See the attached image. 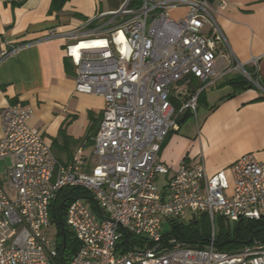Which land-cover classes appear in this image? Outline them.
Returning a JSON list of instances; mask_svg holds the SVG:
<instances>
[{"label": "built area", "instance_id": "1", "mask_svg": "<svg viewBox=\"0 0 264 264\" xmlns=\"http://www.w3.org/2000/svg\"><path fill=\"white\" fill-rule=\"evenodd\" d=\"M212 12L205 0H123L119 10L87 21L95 27L68 35L75 42L67 48L75 92L104 101L88 171L83 146L71 164H59L40 130L28 124L30 108L16 103L2 110L0 161L10 166L0 178V264H264V245L219 251L213 229L216 218H264V162L248 154L208 175L203 163L171 173L160 161L178 116L196 114L205 87L235 73L252 81L225 53ZM81 42L89 48L73 55ZM250 64L256 68L257 59ZM173 100L181 101L178 111ZM75 187L89 199L65 207V226L78 247L62 262V239L49 233L55 228L50 206L59 191ZM200 214L212 229L203 248L165 234L170 223Z\"/></svg>", "mask_w": 264, "mask_h": 264}, {"label": "crops", "instance_id": "2", "mask_svg": "<svg viewBox=\"0 0 264 264\" xmlns=\"http://www.w3.org/2000/svg\"><path fill=\"white\" fill-rule=\"evenodd\" d=\"M52 1L0 0V55L18 48L0 60V139L2 110L21 103L32 110L28 124L40 130L59 164H71L83 146L82 169L86 170L94 160L93 138L104 101L75 92V68L67 52L74 40L68 35L88 30V20L119 10L123 0H67L59 12H51ZM209 4L228 47L225 53L249 68L264 86V0H212ZM252 58L257 59L256 68L250 64ZM263 97L260 89H232L220 96L195 132L183 134L180 126L168 134L160 161L171 173L181 164L203 163L208 175L226 170L248 154L264 162ZM84 113L86 123L79 120ZM9 166L10 162L4 163L0 178Z\"/></svg>", "mask_w": 264, "mask_h": 264}, {"label": "trees", "instance_id": "3", "mask_svg": "<svg viewBox=\"0 0 264 264\" xmlns=\"http://www.w3.org/2000/svg\"><path fill=\"white\" fill-rule=\"evenodd\" d=\"M66 1L67 0H53L50 8L51 12H59ZM205 1L211 3L212 0ZM93 27H95V24L93 25L91 23V25H89V28ZM250 77L253 82L258 81L261 84L262 88H264L263 84L256 78L253 72H250ZM252 81L248 80L241 74L235 73L225 78L221 85L228 86L231 89L238 91L249 89L255 90L257 88ZM203 96V92H201L198 96L196 113L198 110V104L205 102ZM227 97L230 96L228 95ZM188 116H196V114L188 110L183 111L177 118L178 128L181 126L183 120ZM76 198L89 199V196L84 189L79 187L64 188L56 194V197L50 206V219L51 222L55 224L57 237L59 239H62L61 230L64 231L65 235V249L62 262L69 260L74 255L78 247L77 242L73 239V237L66 229L64 220L66 209L65 207H67L68 203ZM218 223L220 229L218 233H215V241L216 248L219 251H237L245 245H251L255 242L264 245V218L260 219L259 221L240 220L236 223H229L222 218H219ZM210 228L211 227L208 216L206 214H200L198 216L193 215L182 223H170L167 228L169 231L165 234L168 237L172 236L177 238L182 243L200 241L198 244H188L195 248H203L207 244V241L211 236ZM251 236L252 240H250V242L247 244L246 242L248 241V239H250ZM124 241L127 246H130L129 243H132L129 242L128 238L124 239Z\"/></svg>", "mask_w": 264, "mask_h": 264}, {"label": "rangeland", "instance_id": "4", "mask_svg": "<svg viewBox=\"0 0 264 264\" xmlns=\"http://www.w3.org/2000/svg\"><path fill=\"white\" fill-rule=\"evenodd\" d=\"M72 43H75V42H72ZM245 69L248 71L247 73L250 75L251 70L247 67H245ZM222 82L223 81H219L217 84H215L211 87H205L204 88L203 95L207 97L205 102L198 104V110H197L196 116H188L187 118H185L183 120V122L181 124V129H180L181 133L188 134V133H192L193 131L195 132L197 127H199L201 125L202 118L209 111V108H211V105H213L220 96L228 94L232 91V89H230L229 87L220 85ZM192 83L196 87V89L199 90L201 88L200 85L198 84L197 80H193ZM176 102H177V104H176L175 108L178 111V109L181 108L182 104H181V101L177 100ZM79 118H80L79 120H85V123L87 122V120H89L86 113L81 114ZM86 151L89 153L90 145L87 147ZM9 162L10 161L8 159H6L4 163H5V165H8ZM4 163L0 161V174L5 169ZM92 164H95L93 159H92ZM91 166H92L91 164H90V166H88L89 168H87V171L91 168ZM158 187L159 188L163 187V182L161 179H159ZM195 216H198V215H195ZM213 229L215 230V233H218V231L220 229L219 223H218V218L215 219V228H213ZM49 233L53 237H55L57 235L55 228H50ZM211 233H212V229H211Z\"/></svg>", "mask_w": 264, "mask_h": 264}, {"label": "bare ground", "instance_id": "5", "mask_svg": "<svg viewBox=\"0 0 264 264\" xmlns=\"http://www.w3.org/2000/svg\"><path fill=\"white\" fill-rule=\"evenodd\" d=\"M93 44H99V43L94 42ZM89 45H90V43H86V42H81L80 44L76 43L74 45V47L72 48L73 55H77L78 51H80V50L88 49Z\"/></svg>", "mask_w": 264, "mask_h": 264}, {"label": "water", "instance_id": "6", "mask_svg": "<svg viewBox=\"0 0 264 264\" xmlns=\"http://www.w3.org/2000/svg\"><path fill=\"white\" fill-rule=\"evenodd\" d=\"M61 232H62V248H61V251H60V255L62 256L63 255V253H64V247H65V235H64V231L63 230H61ZM250 240H252V236L250 237V239H248V241L246 242L247 244L250 242ZM200 241H191V242H183V244H198ZM180 243H182L181 241H180Z\"/></svg>", "mask_w": 264, "mask_h": 264}]
</instances>
